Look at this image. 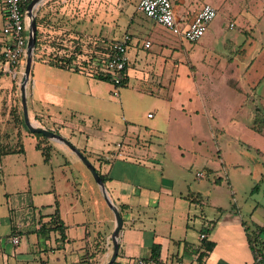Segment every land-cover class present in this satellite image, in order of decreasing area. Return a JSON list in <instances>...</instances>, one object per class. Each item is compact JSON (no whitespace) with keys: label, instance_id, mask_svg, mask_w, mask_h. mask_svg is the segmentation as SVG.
I'll return each mask as SVG.
<instances>
[{"label":"crops","instance_id":"1","mask_svg":"<svg viewBox=\"0 0 264 264\" xmlns=\"http://www.w3.org/2000/svg\"><path fill=\"white\" fill-rule=\"evenodd\" d=\"M65 1L61 0V2ZM171 2L175 15L182 23H187L203 4L190 3L187 6L184 0H171ZM69 4L71 3L61 8L69 10L66 13L67 18L74 16L76 18L70 20L63 18V21L61 19L63 26L51 29L49 32L66 35L68 39L74 36L76 30L89 35V38L102 36L105 41L119 38L123 33L131 35L127 47L128 80L134 71L140 72L142 79H158L159 88L156 91L146 88L141 90L149 92L152 96L155 95L154 106L158 110L159 120L149 124L148 132L154 133L161 130V127L164 129L169 126L176 127V103L185 112L198 113L196 106L183 104L184 99H192L195 93L185 90V94L181 95L178 71L182 70L183 65L178 62L176 56L172 57L174 51L162 54L165 51L164 46L172 48L175 41L166 37L156 23L141 17L140 20H136L134 7L129 14L122 10L126 17L120 22L125 28L118 32L120 13L117 12V0H97L94 5L86 6L85 10L89 15L86 21H81L80 18V15H84L83 8L78 7V10L80 9L78 13L76 8L75 15L72 13V8L68 7ZM51 6L47 5L43 10L37 7L35 9L37 15H42ZM213 19L207 30L216 32L217 26L213 25ZM244 21L242 29L247 31L252 24L246 18ZM0 22L1 48L5 38L1 32L3 25L1 0ZM145 22L150 25L146 27ZM130 27L135 32H130ZM256 29L259 33L262 32L260 27ZM138 31L146 32L144 41H150L149 47H143L135 40V33ZM80 40L86 43L85 38L81 37ZM101 41L102 44L105 43ZM82 46L84 48L86 45L82 44ZM140 48L145 49L146 55L138 58V64L131 67L129 57L132 52L138 56ZM151 48L154 50L150 51ZM25 59L26 53L16 77L3 71L0 61V76L2 73H9L12 77L8 82L12 106L15 105L16 100L15 90L19 93V81ZM188 59L193 69L184 67L185 75L195 79L193 70L197 67L190 58ZM69 75L72 76L74 84L68 82ZM2 79L3 77H0V88L6 81L3 82ZM95 85L96 78L83 71L61 68L47 63L44 59H33L26 87L29 114L32 119L39 122L37 124L59 129V126H56V119H59V123L63 125L65 119H69L66 115L67 111L72 113V118L77 112L86 114L83 111L91 107L92 98H99V87L95 92ZM141 91L138 92L142 93ZM198 99L203 106L200 95ZM50 108L55 112L48 111L50 114L45 112ZM62 110H65V114H62ZM149 114L147 113V117L153 119ZM134 128V125H125L124 137L116 139L120 146L116 145L117 149H111L112 152L110 149H103L94 138H87L85 143L76 140L77 144H75L91 162L93 161L96 170L106 176L104 180L106 191L122 216L117 264H139V260H143L144 264H177L178 262L234 264L232 250H240L244 254L241 264H264V257L259 256L256 263L253 259L245 228L249 224L242 217L239 208L234 206L228 209L216 200L211 201L210 196L205 195L204 190L200 188V183L191 181L190 164L182 161V152H176V149L167 150L168 143L176 146V138L167 140L168 143L164 146L158 143L159 148L151 142L149 144L151 149L141 153L124 144V139L134 132ZM45 142L60 154L66 156L74 154L64 145L51 139L47 138ZM8 149H1L0 155L23 152V146L16 150ZM197 149L199 150V144L195 150ZM74 156L77 157L75 154ZM71 162L76 166L79 185L62 166L52 167V165L50 166L54 169H46L47 173L42 175L40 184L34 183L32 179H26L20 183L15 181L16 185H14L9 175H6L4 182H0V264H105L109 260L112 252L111 233L115 225L113 212L106 203L104 205L105 201L99 185L93 183L81 165H77L76 159H72ZM220 162L222 163V159ZM3 170L5 171L4 164ZM199 171L203 173L200 177L196 175ZM213 171L212 167L204 164L192 177L200 179L210 173L213 174ZM195 194L201 197L193 200ZM208 205L210 209L214 208L209 214L205 210L207 208L205 206ZM254 212L255 210L250 215L252 222L255 225L263 224L264 220L255 216ZM202 231L206 233L204 238L200 237ZM11 235L18 236L17 243L9 240ZM208 244H210L209 249ZM154 245H158L159 249L158 255L152 257Z\"/></svg>","mask_w":264,"mask_h":264},{"label":"rangeland","instance_id":"2","mask_svg":"<svg viewBox=\"0 0 264 264\" xmlns=\"http://www.w3.org/2000/svg\"><path fill=\"white\" fill-rule=\"evenodd\" d=\"M184 1L187 6L190 3L210 2L217 11L213 19V25L217 26L216 32L206 29L195 42L180 38L156 23L166 37L175 41L172 48L164 46L165 51L162 54L174 51L172 57L176 56L178 62L183 65L182 70L178 71L181 95L185 94V90L195 93L192 99H184L183 104L196 106L198 113L185 112L176 103V127L169 126L167 129L161 127V130L154 133L148 132L149 124L159 120L158 110L154 106L155 95L152 96L149 92L141 90L146 88L156 91L159 88L158 79L145 80L140 76V72L134 71L125 86L115 87L112 81L96 78L95 92L99 87V98H92L91 107L83 111L86 114L77 112L72 118V113L67 111L66 115L69 118L65 119L67 123L61 125L59 119H56V126H59V129L53 130L66 137L73 145L77 144L76 140L85 143L87 138H94L103 149L111 150L117 149L116 139L124 137L125 125L131 124L135 126L134 132L124 139V144L141 153L151 149L149 146L151 142L159 148L158 143L164 146L168 143L167 140L176 138V146L168 143L167 150L176 149V152H182V161L190 164L191 181L199 182L200 188L204 190L205 195L210 196L211 201L216 200L228 209L238 207L242 217L249 226L253 227L255 224L250 219L253 210H255V216L264 220V123L262 124L263 132L255 129L259 121L264 118V0ZM96 2L97 0H66L65 2L44 0L40 7L38 6L40 10L45 9L47 5L52 6L42 15L36 16L39 42L34 58L47 61L73 52L78 61L85 63L87 60L83 59H88L92 48L100 49L102 36L89 38V35L74 30V36L67 39L66 35L49 32V30L63 26V18L67 20L76 18V16L67 18L66 13L69 10L61 8L66 4L71 3L68 7L72 8V13L75 15V9L77 8L78 13L80 10L78 7H82L84 15H80V18H82L81 21H86L89 15L85 7H90ZM137 2L138 0H117V12L120 13L118 32L125 28L121 25L126 17L122 10L129 14L135 7V19H147L137 9ZM51 17L55 19L51 20ZM244 18L252 24L250 28H246L247 31L242 29L245 24ZM230 22L233 26H229ZM149 25L145 22L146 27ZM259 27L262 30L260 33L256 29ZM129 31L135 32L131 27ZM135 36V40L144 47L146 32L138 31ZM81 37L86 39V43L81 42ZM93 40L97 41L93 42ZM82 44L86 45L83 48L85 49L83 53H86L77 55V49L81 51ZM153 50V48L150 49V51ZM138 51V56L132 52L129 57L131 67L137 65L138 60L146 55L145 49L140 48ZM188 58L197 67L193 70L195 79L185 75L184 67L193 69ZM0 77H3V82L6 80L0 88V146L2 149H17L23 146L22 153L10 152L0 155V162L5 166L0 182H4L6 175H9L13 184L15 181L20 183L26 179H32L34 183L40 184L42 175L47 173V168L52 170L54 169L52 167L62 166L79 185L76 166L71 162L72 159H76L77 165H81L95 183L91 172L78 157L74 154H67V156L60 154L54 147L46 144L43 136L27 131L21 122L22 109L18 90H15L14 106L10 99V83L8 82L12 77L9 73H2ZM67 80L74 84L72 76L69 75ZM114 89L118 90L117 95H114ZM198 95L203 100V106ZM29 109L27 105L30 120L39 123L36 119H32ZM46 110L47 113L55 112L51 108ZM62 111V114H65V110ZM147 113H150L153 119L147 117ZM36 143L40 145L39 148L35 147ZM198 144L199 150L196 151ZM204 164L214 169L213 174L208 173L209 175L200 179L193 178L194 172L201 170ZM46 183L49 184V182ZM254 185H257L256 188H253ZM105 203L106 201L104 205ZM205 207H207L205 208L207 214L214 209H210L209 205ZM193 230L196 231V229ZM261 238H264V232ZM232 251L234 264H241L244 254L240 250Z\"/></svg>","mask_w":264,"mask_h":264},{"label":"built area","instance_id":"3","mask_svg":"<svg viewBox=\"0 0 264 264\" xmlns=\"http://www.w3.org/2000/svg\"><path fill=\"white\" fill-rule=\"evenodd\" d=\"M29 0H1L3 12L2 34L5 36L0 48L1 69L16 77L20 71V65L24 60L27 45V16L24 6ZM138 9L152 22L168 29L173 34L178 35L189 42L197 41L206 31L209 23L216 16V8L210 3H203L195 12L193 17L182 23L175 15L171 0H139ZM229 26H233L230 22ZM131 41V35L123 33L120 38L112 39L103 44L106 49L101 55L106 56L105 64L101 67L103 73L108 75L115 87H119L121 81L120 72L124 70L128 63L127 47ZM144 47L151 45L149 40L143 42ZM114 95L118 90L114 89ZM150 115V114H149ZM118 147L120 143L116 144ZM3 165L0 163V173ZM202 172H197V176H202ZM206 233L202 231L200 237L204 238ZM9 240L12 243L18 242L17 235H11ZM144 264L143 260L138 261ZM177 264H182L178 262Z\"/></svg>","mask_w":264,"mask_h":264},{"label":"water","instance_id":"4","mask_svg":"<svg viewBox=\"0 0 264 264\" xmlns=\"http://www.w3.org/2000/svg\"><path fill=\"white\" fill-rule=\"evenodd\" d=\"M41 1L42 0H30L26 5V13L28 16V36H27V45H26V59H25L24 70H23V73L19 81V93H20V101H21V108H22V113H23L24 124L30 132L41 133L46 138L51 139L67 147L85 164V166L91 172L94 180L99 185L102 191L103 197L107 205L109 206V208L112 210L114 218H115V225L111 233L112 252H111L109 260L105 263V264H112V262L115 260L117 253H118V247H119L118 237H119L120 230L122 228L123 220H122L120 211L110 199L106 191L104 181L102 180L99 172L96 170L93 163L84 155V153H82V151L79 148H77L75 145H73L66 137L62 136L60 133L56 132L55 130L51 128L44 127L42 125L32 122L28 116L26 87H27V83L29 80V76H30L31 62L33 60V50H34L35 39H36V28L37 27H36V20H35V14H36L35 9L39 6Z\"/></svg>","mask_w":264,"mask_h":264},{"label":"trees","instance_id":"5","mask_svg":"<svg viewBox=\"0 0 264 264\" xmlns=\"http://www.w3.org/2000/svg\"><path fill=\"white\" fill-rule=\"evenodd\" d=\"M138 2H139V0H138ZM138 2H137V5H138ZM26 5L24 6V9L26 8ZM137 9H138V7H137ZM139 12L141 14H143L140 10H139ZM37 13L38 12L36 11L35 20H36ZM144 17H146V16L144 15ZM36 25L38 27V24H36ZM114 39H117V38H114ZM101 40H103L104 42H107L104 39H101ZM93 41H95V40H93ZM38 42H39V31L36 28V39H35V45H34V50H33V59H35L34 55H36L35 51H36V49L38 47ZM99 48L100 49H97V48L95 49V47H94V48H92L93 50H90V56L88 57V59H83V60H87V61H85V63H83L81 61H78L76 59V54H74L73 52L71 54H69V55L65 54L63 57H60L58 59H56V58L49 59L46 62L49 63V64H52V65H56V66L61 67V68L72 69L73 71H83V72H85L87 74H90L91 76H93L95 78H99V79H104V80L110 81L108 75L103 73L102 70H101V67L105 64V60H106V56L101 55V53L106 48L103 47V44ZM82 49H83V46H82ZM82 49H81V51H80V49H77V55H81V54H85L86 53V52L83 53V51H85V50L84 49L82 50ZM126 68H127V66L124 68V70H122L120 72V75H121L122 78H121V81H120L118 86H125L127 84V82H128V75L126 74ZM30 72H31V70H30ZM20 103H21V101H20ZM21 122H23V124H24L23 113H22ZM259 122H260L259 125L255 129L258 132H263L262 124L264 123V118L261 119V121H259ZM24 126H25V124H24ZM27 131H29V130L27 129ZM30 133H32V132H30ZM34 134H37L39 136H43L41 133H37V132L34 133ZM43 137L47 140V138L45 136H43ZM36 147L39 148L40 145L37 143ZM1 149L2 148H0V150ZM8 150L11 151V150H14V149H12V148L10 149L9 148ZM44 153H46V152L44 151ZM46 158H47V156H46ZM99 174H100L102 180L104 181L106 179V176L104 174H101V173H99ZM256 186L257 185H254L253 188H256ZM199 196L201 197V195L195 194L194 197H193V200L199 198ZM245 228H246V235H247L248 245H249V247L251 249V252H252V255H253V259H254V261L256 263L257 259L259 258V256H261V258L264 257V253H263L264 238H261V234H262V232H264V223L261 224V225H255L251 229H250V227L248 225H246ZM209 246H210V244H208V249L210 248ZM158 249H159L158 245H154L153 246L152 254H151L152 257L158 255ZM112 264H117L116 258L112 262Z\"/></svg>","mask_w":264,"mask_h":264}]
</instances>
